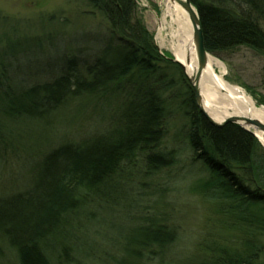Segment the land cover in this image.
I'll use <instances>...</instances> for the list:
<instances>
[{
	"label": "trees",
	"instance_id": "trees-1",
	"mask_svg": "<svg viewBox=\"0 0 264 264\" xmlns=\"http://www.w3.org/2000/svg\"><path fill=\"white\" fill-rule=\"evenodd\" d=\"M77 1L105 25L108 43L91 62L79 52L64 55L56 79L21 90L6 83L0 59V134L4 122L38 119L122 88H131L137 102L124 115L129 126L123 132L60 144L37 164L30 186L0 197V264H87L95 259L89 238L105 225L119 232L109 242L120 255H110L111 264H175L174 230L160 212L138 210L145 185L139 176L149 178L173 164L176 149L158 147L175 118L184 122L187 151L207 170L195 189L213 205L220 232L200 257L183 262L264 264V148L258 139L239 125L216 127L206 119L180 66L160 54L136 0ZM190 1L208 54L223 62L241 48L264 56V0ZM14 47L4 55L28 48ZM252 97L264 106L263 98Z\"/></svg>",
	"mask_w": 264,
	"mask_h": 264
},
{
	"label": "rangeland",
	"instance_id": "rangeland-1",
	"mask_svg": "<svg viewBox=\"0 0 264 264\" xmlns=\"http://www.w3.org/2000/svg\"><path fill=\"white\" fill-rule=\"evenodd\" d=\"M136 1L141 19L153 34L160 54L173 60L171 52L161 48L157 40L165 0ZM88 12L77 0H0V59L7 70L6 83L10 86L14 82L13 87L18 90L50 83L62 72L66 54L79 52L80 57L91 62L108 43V36L101 20ZM18 45V50L28 48L15 57L4 55L5 50L12 51V47ZM225 59L224 62L219 60L224 65L222 75L225 80L243 89L250 97L264 99V56L241 48ZM175 79L177 81L178 76ZM123 89L107 98L85 101L77 106L68 103L38 119L4 122L1 134L6 136L4 140L0 136V197H8L30 186L37 164L60 144L123 132L129 126L128 117L124 115H128L130 106L137 102L132 99L131 88ZM178 90L180 94L184 92ZM183 98L180 95L176 101L179 107ZM183 126L180 118L169 120L168 132L158 147L163 152L176 149L172 166L149 178H138L145 183V189L140 187L138 192L142 195L138 197L141 201L138 210L147 207L149 214L160 212L174 230L177 241L173 252L178 254L175 264H187L183 261L200 257L207 242L220 234L215 224L217 217L211 215L213 205L195 189L208 173L193 153L187 151ZM153 187L156 193L150 191ZM146 192L151 194L150 198L145 196ZM154 205L157 210L150 209ZM130 213L135 214L136 210H130ZM120 224L126 226L129 223L121 220ZM108 227H102V234L90 236L94 244L92 259L101 260H90L87 264H111L110 255L120 256L109 245L111 239H117L119 232Z\"/></svg>",
	"mask_w": 264,
	"mask_h": 264
},
{
	"label": "bare ground",
	"instance_id": "bare-ground-1",
	"mask_svg": "<svg viewBox=\"0 0 264 264\" xmlns=\"http://www.w3.org/2000/svg\"><path fill=\"white\" fill-rule=\"evenodd\" d=\"M157 40L161 48L170 51L173 59L183 65L188 77L196 76L198 68L190 17L179 2L164 1ZM207 60L208 66L200 77L199 89L203 98V108L209 117L217 123H222L231 117L248 116L264 121V108L257 106L253 98L243 89L225 80L222 75L224 65L219 59L209 55ZM246 129L252 131L264 147V132L250 127Z\"/></svg>",
	"mask_w": 264,
	"mask_h": 264
},
{
	"label": "water",
	"instance_id": "water-1",
	"mask_svg": "<svg viewBox=\"0 0 264 264\" xmlns=\"http://www.w3.org/2000/svg\"><path fill=\"white\" fill-rule=\"evenodd\" d=\"M172 1L179 2L183 6V8L189 13V17H190L191 28H192V38H193V43H194V47H195V55H196V59H197V68H198L196 76L194 78L188 77L184 72L183 65L180 62L176 61L175 59H173V61L176 62L180 66L183 73L185 74L187 81H188L190 87L192 88L194 98H195V104H196L197 108L199 109V111L206 117V119L213 126H216V127H221L227 123H233V124L239 125L243 129L249 131L254 136H255V134L252 131H250L249 129H246V127H250L254 130H259L261 132H264V121H262L260 119H256L252 116L231 117L229 119H226L222 123H217V122L213 121L209 117V115L206 113V111L203 108V98L201 96L200 89H199V81H200V77H201L203 71L208 66L207 58L210 54H208L206 52L205 47H204V38H203L202 30H201L199 16L197 14L196 9H195V11H193L194 7L191 4L190 0H172ZM260 107L264 108L263 105H260Z\"/></svg>",
	"mask_w": 264,
	"mask_h": 264
}]
</instances>
